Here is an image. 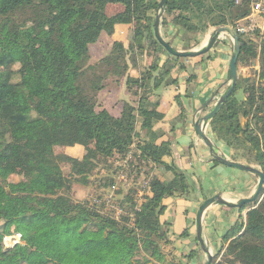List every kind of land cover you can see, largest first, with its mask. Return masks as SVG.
Listing matches in <instances>:
<instances>
[{"label":"trees","instance_id":"obj_1","mask_svg":"<svg viewBox=\"0 0 264 264\" xmlns=\"http://www.w3.org/2000/svg\"><path fill=\"white\" fill-rule=\"evenodd\" d=\"M161 2L0 0V170L22 177L1 190L0 236L16 226L6 243L19 233L23 237L9 252L0 239V264H184L196 255H175L169 224L161 222L166 199L192 200L195 194L189 176L165 161L171 157V143L159 144L163 133L157 126L164 116L155 91L181 60L156 39ZM251 3L167 0L161 27L175 32L172 39L183 35L184 50H192L212 28L230 26L237 32ZM112 6L122 9L108 15ZM116 25L132 26L127 46L114 42L94 60L90 46L112 35ZM237 34L238 69L258 61V78L264 80V35ZM172 39L167 42L176 47ZM149 51L153 63L138 65ZM15 65L21 70L12 71ZM141 66L139 75L129 73ZM124 80L129 100H116L110 109L99 104L102 92L118 90ZM15 95L18 100L5 102ZM208 135L232 152L233 161L256 165L264 173V88L240 80L211 121ZM57 144L82 146L85 154L81 160L58 154ZM212 163L221 165L214 158ZM100 166L107 175L95 181L99 192L118 186L121 173L139 178L145 169L164 168L173 179L162 181L147 172V181L127 192L115 216L121 192L82 202L72 195L75 184L93 183ZM111 171L117 179L110 177ZM247 209L246 222L240 218L223 238L222 260L223 249L212 264H264V197L259 204L234 210L241 214ZM187 237L188 230L179 236Z\"/></svg>","mask_w":264,"mask_h":264},{"label":"crops","instance_id":"obj_2","mask_svg":"<svg viewBox=\"0 0 264 264\" xmlns=\"http://www.w3.org/2000/svg\"><path fill=\"white\" fill-rule=\"evenodd\" d=\"M256 23L261 30H264L263 17H257ZM131 30V25H116L114 33L110 36L112 38L110 43H107V39L103 40L104 35L97 44L90 46L93 59L102 58L111 50L114 42H122L127 46L129 40L126 42V37ZM214 30L215 28L210 29L206 34L199 36V47L209 41ZM164 31L166 32L162 35L166 36L167 33L171 41L175 32L170 29ZM121 32L126 33L125 37H118ZM106 36L108 38V35ZM182 44V42H176V48L184 50ZM93 49H98L95 57L92 53ZM232 56V42L228 37H223L208 54L198 58L181 59L166 83L161 84L155 91V96L159 99L158 111L164 116L157 126L163 133L159 144L169 142L172 149L171 157L166 158L165 161L168 164L174 163L181 171L185 172L195 189L192 200L166 199L164 201L166 211L161 217L162 224H169V234L174 239L175 255L182 257L183 255L189 256L193 252L196 253L190 262L183 260L184 264H206L207 262V256L198 244L195 226L196 214L200 205L206 199L216 195H222L231 202L249 198L255 192L258 184V178L252 173L242 172L223 164L214 166L213 155L203 140L196 135L193 126L196 119L207 115L212 110L218 97L228 86ZM166 59L167 57L162 56L163 62ZM259 72L258 61L251 66L242 67L238 69L239 81L248 82L251 80L252 83L260 84L264 88V80L258 78ZM102 95L104 96L102 102L109 109L116 100H129L125 82H122L118 90L102 92L100 97ZM125 95L128 98H123ZM210 101H213L212 104L205 107ZM212 140L220 151L232 160L230 156L232 152L216 139ZM72 152L80 154V157L83 158L85 149L79 145L66 148L68 155H72ZM253 166L256 167V165ZM156 169L159 172L155 175L162 181L173 179L172 172H168L164 168ZM208 175L214 176V178L211 186L205 187L202 177L205 180ZM248 211L249 209L240 214L234 209L220 206H213L207 210L203 218V238L213 257L221 249H223L222 252L226 250L224 236L239 222L240 218L244 223L246 222ZM186 230L189 231V237L179 238Z\"/></svg>","mask_w":264,"mask_h":264},{"label":"water","instance_id":"obj_3","mask_svg":"<svg viewBox=\"0 0 264 264\" xmlns=\"http://www.w3.org/2000/svg\"><path fill=\"white\" fill-rule=\"evenodd\" d=\"M167 0H162L159 5V12L156 15V23H155V36L156 39L160 42V44L166 49V51L173 57L181 58V59H189V58H198L208 54L220 41L223 37H228L233 45V56L231 59L230 65V77L229 84L226 89L220 94L218 97L214 107L212 110L205 116H200L194 122V130L198 137H200L205 145L209 148L213 158L216 159L221 164L238 169L242 172L252 173L258 178V184L255 192L249 198L241 199L237 202H231L225 199L222 195H216L212 198L206 199L199 207L196 219L195 226L197 232V240L200 248L207 256L206 264H212L213 255L208 250L206 243L203 238V218L208 209L213 206L226 207L228 209H241L243 207H248L252 205L259 204L264 197V173L259 169V167L245 165L239 162H235L230 160L223 152L220 151L216 143L210 138L208 135V128L210 126L211 121L215 118L221 108L225 105L229 97L235 91L238 82H239V74H238V59L241 53V46L239 42V36L234 31V29L230 26H221L217 27L214 30L213 36L209 39V41L204 45L195 50L189 51H181L176 47L170 45L161 35L160 28L162 24V19L164 17L165 12V4ZM213 101H210L206 104L205 107H208L212 104ZM204 107V108H205ZM23 240L21 233H19L18 238L14 240H9L8 243H5L4 252H9L13 250L15 247H18Z\"/></svg>","mask_w":264,"mask_h":264},{"label":"rangeland","instance_id":"obj_4","mask_svg":"<svg viewBox=\"0 0 264 264\" xmlns=\"http://www.w3.org/2000/svg\"><path fill=\"white\" fill-rule=\"evenodd\" d=\"M120 6H112V7H110V9H109V12H108V15H111V14H114L115 12H117V11H119V10H121L122 8H120ZM213 29V28H212ZM160 32H161V35H162V33H165L166 31H164V29L161 27L160 28ZM125 34L126 33H124V32H121V33H119V35H118V37L119 38H123V37H125ZM131 35H132V31L128 34V36L126 37L127 38V40H126V42L128 41V40H130V38H131ZM111 36V35H110ZM110 36L108 35V38H107V36L105 35L104 37H103V40L104 39H107V43H110V40H112V38H110ZM162 37L163 38H165L166 40L168 39L169 40V37L168 38H166L164 35H162ZM182 37H183V35L182 36H177V38H173L172 39V42H174V44L176 43V42H182ZM181 39V40H180ZM111 49H112V47H111ZM195 49H198V48H195ZM195 49H192V50H195ZM97 50L98 49H93V51H92V53H93V56L95 57V54H96V52H97ZM181 51H189V50H181ZM140 57V58H139ZM144 58H143V60H142V57L141 56H139L138 55V60L140 61V60H142V63H139L138 62V65L139 64H143V65H149V64H151V63H153V61L155 60V57H154V54L152 53V52H147L144 56H143ZM166 57V56H165ZM94 59H96V58H94ZM99 60V59H98ZM142 65V66H143ZM140 67V68H136V70L134 69V68H132L131 70H130V74H134V75H139L140 73H141V71L143 70V67ZM122 67H120L119 68V70H118V72H117V74L119 75V76H121V74H122ZM21 70V66L20 65H15L14 67H13V69H12V71H14V72H17V71H20ZM114 78V77H113ZM123 78V77H122ZM124 82H126L125 80H124ZM123 95H124V93H123ZM240 96H242V93L240 92ZM104 98V96L102 95L101 97H99L98 98V102H99V104L100 103H102V99ZM123 98H128V96H124ZM19 99V97L18 96H12V97H10V98H6L5 99V102H8V101H15V100H18ZM132 102H133V100H132ZM63 145H59V144H57V146H55V151L58 153V154H60V153H65V154H67L66 153V147H62ZM68 155V154H67ZM68 156H71V157H73V158H77V159H82L81 157H80V154H78V153H76V152H72V155H68ZM257 167V166H256ZM64 168V167H63ZM69 166H67L66 165V167H65V172L68 174L69 173ZM145 171V173L142 175V176H140L139 178H136V177H124V179L123 178H120V177H122L121 175H122V173H121V175H120V179L121 180H119V179H117V175L116 174H114L113 173V171H111V172H108L109 173V175H110V177H114L115 179H117L116 181H117V185L119 186H116L114 189H112L111 191H104V190H101L100 192L96 189V187H95V181H97L98 179H100L101 177H104V176H106L107 175V173L103 170V166H100L99 167V170H97V172L95 173V175L94 176H92L91 177V181H93V183L90 185V186H82V185H80V184H75L74 186H73V190H72V195H73V198L76 200V201H80V202H82V201H85V200H94L96 197H98L99 195H101V194H104V196H107V197H110V196H114L115 194V192L116 193H118V192H121V193H123L121 196H120V198L118 199L119 201V203L117 204V205H115V207L116 208H118L120 205H121V202H122V200H123V197H125V195L127 194V192L131 189V188H136V187H140V185L142 186V184L145 182V181H147L146 180V178H147V176H146V173L148 172H151V174H153L154 176H156L155 175V173H157L158 174V170L156 169V168H154L153 169V171L151 170L150 171V169H145L144 170ZM160 175H161V173H160ZM158 177V176H157ZM200 177H201V172H200ZM128 178V179H127ZM214 178V176L213 177H210L209 175H208V178H205V180H204V178L202 177V183H204L205 182V187H209V186H211V182H212V179ZM21 179H22V177H20L19 175H9L8 173H6V172H3V171H1L0 170V197L2 196V188L4 187V185L6 184V182H14V183H17V182H20L21 181ZM166 180V179H165ZM120 182V183H119ZM123 182V183H122ZM166 182H168V181H166ZM117 189H119V190H117ZM99 192V194H97L98 192ZM118 191V192H117ZM116 202V201H115ZM120 204V205H119ZM113 211H115V210H113ZM115 216H117V215H115ZM15 231H16V226H12V227H10L9 229H8V231H6L5 232V234H3L2 236H0V239H3L4 240V246H5V240L7 239V238H9L10 236H13L14 234H15ZM167 249V248H166ZM169 250V249H168ZM167 250V251H168Z\"/></svg>","mask_w":264,"mask_h":264},{"label":"built area","instance_id":"obj_5","mask_svg":"<svg viewBox=\"0 0 264 264\" xmlns=\"http://www.w3.org/2000/svg\"><path fill=\"white\" fill-rule=\"evenodd\" d=\"M240 0H237L239 2ZM251 13L250 15L243 20L242 22H239L237 24V32L241 35L245 36H252L253 34L259 32L262 35H264V30H261L258 24L256 23L257 17H263L264 18V0H251ZM236 32V31H235ZM236 32V33H237ZM124 179V177L122 176ZM143 193L140 192V195ZM117 211V216L121 213V210L118 208H114ZM6 242V241H5Z\"/></svg>","mask_w":264,"mask_h":264},{"label":"flooded vegetation","instance_id":"obj_6","mask_svg":"<svg viewBox=\"0 0 264 264\" xmlns=\"http://www.w3.org/2000/svg\"><path fill=\"white\" fill-rule=\"evenodd\" d=\"M224 255H225V251H223L222 254L219 256V260L218 261H221Z\"/></svg>","mask_w":264,"mask_h":264}]
</instances>
